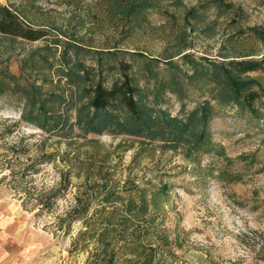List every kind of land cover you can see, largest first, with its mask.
<instances>
[{"label": "rangeland", "instance_id": "obj_1", "mask_svg": "<svg viewBox=\"0 0 264 264\" xmlns=\"http://www.w3.org/2000/svg\"><path fill=\"white\" fill-rule=\"evenodd\" d=\"M20 1L28 20L69 26L68 33H78L92 51H104L106 66L123 59L134 61L137 71L141 60L131 53L160 58L181 52L174 57L179 60L190 52L220 59L230 34L239 53L264 51V40L249 31L251 26L264 30V0H227L232 4L227 10L207 4L211 0H182L178 6L164 0L131 32L110 20L93 23L98 0ZM190 6L197 10L194 18L184 15ZM80 12L87 26L75 29L68 20ZM54 35L55 30L47 34ZM42 42L17 40L13 50L24 55ZM8 68L18 74L20 56L12 55ZM102 74L109 82L119 69ZM248 74L264 86V72ZM207 87L190 86L184 108L171 93L160 105L183 116L207 96ZM20 105L16 96L0 95V264H144L136 240L156 249L148 264H264L263 104L257 102L256 117L213 103L210 141L176 149L124 134L82 135L76 128L49 137L20 118ZM77 165L84 167L77 172ZM61 171L68 186L49 209H41L39 201L59 186ZM137 190L146 197L147 210L125 215L123 202ZM109 191L113 196L107 201ZM77 196L87 203L83 217L81 204L74 207ZM135 200L139 204V196Z\"/></svg>", "mask_w": 264, "mask_h": 264}, {"label": "trees", "instance_id": "obj_2", "mask_svg": "<svg viewBox=\"0 0 264 264\" xmlns=\"http://www.w3.org/2000/svg\"><path fill=\"white\" fill-rule=\"evenodd\" d=\"M161 1L164 0H98V10L92 12L93 23H98L97 19L101 23L110 20L122 30L131 32L144 25L149 11L158 9ZM168 1L176 6L182 4V0ZM207 4L226 10L232 5L227 0H211ZM21 7V1H0V48L5 53L0 57V95L16 96L21 103L20 118L49 137L66 136L76 128L82 135L107 132L139 137L149 142L160 141L162 148L166 149H176L181 145L196 148L210 141L209 121L213 103L231 105L256 117L259 112L257 102L264 105V86L248 74L257 70L264 72V51L257 54L251 49L239 53L237 38L231 34L220 47V59L198 58L190 52L182 53L179 60L174 57L181 52L167 53L160 58L131 53L141 60L136 71L134 61L129 63L123 59L106 66L102 57L104 51H92L83 43L82 36L68 33L71 30L69 26L64 29L35 23L28 20V14ZM196 13L195 6H190L184 15L194 18ZM68 21V25L75 29L87 26L86 14L82 12L72 14ZM50 30H55L56 35L48 37ZM249 31L257 39L264 40L263 29L251 26ZM38 39L43 40L42 44L24 55L13 50L17 40L32 42ZM21 44L19 42L18 47ZM180 49L181 46L177 51ZM90 52L95 53L92 55L95 58L93 63L87 60L92 58L87 55ZM14 54L20 56L18 74L8 68V60ZM115 67L119 69L118 76L106 82L102 69L109 71ZM199 83L208 85L207 96L183 116L173 115L160 105L165 94L171 93L184 108L183 100L188 96L189 87ZM44 152L43 157L50 158L51 154L44 155ZM83 167L77 165V172ZM66 175L61 171L59 186L39 199L41 209H49L66 189L69 184ZM104 196L108 201L113 194L109 191ZM136 196H139V204ZM75 199L74 207L81 204L80 197ZM147 206V199L140 190L123 202L125 215H143ZM86 209L85 201L80 206V217ZM134 246L144 256V264L150 263L156 249L151 245H141L138 240Z\"/></svg>", "mask_w": 264, "mask_h": 264}]
</instances>
